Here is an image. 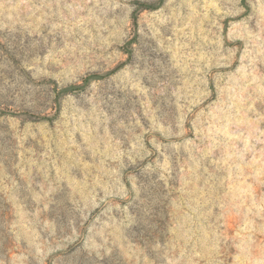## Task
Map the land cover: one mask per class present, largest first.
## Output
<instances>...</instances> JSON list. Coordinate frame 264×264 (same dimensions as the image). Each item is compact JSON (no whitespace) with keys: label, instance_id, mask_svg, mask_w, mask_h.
Returning <instances> with one entry per match:
<instances>
[{"label":"rangeland","instance_id":"obj_1","mask_svg":"<svg viewBox=\"0 0 264 264\" xmlns=\"http://www.w3.org/2000/svg\"><path fill=\"white\" fill-rule=\"evenodd\" d=\"M0 264H264V0H0Z\"/></svg>","mask_w":264,"mask_h":264}]
</instances>
